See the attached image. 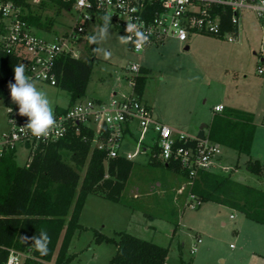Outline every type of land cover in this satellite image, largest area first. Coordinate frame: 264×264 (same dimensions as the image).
Wrapping results in <instances>:
<instances>
[{
  "label": "rangeland",
  "instance_id": "rangeland-1",
  "mask_svg": "<svg viewBox=\"0 0 264 264\" xmlns=\"http://www.w3.org/2000/svg\"><path fill=\"white\" fill-rule=\"evenodd\" d=\"M55 9L44 13L54 18L52 30L58 33L70 31L77 20V13L62 10L57 15ZM98 26V23L90 22L87 31L96 30ZM35 30L44 38H51L48 33ZM121 37L126 36L110 25L107 38L98 46L87 96L100 94L110 99L114 97L115 91L119 94L127 91L130 89L126 78L127 66L133 61L141 62L151 73L145 93L152 99H149L152 112L155 118L159 117L171 128L196 134L202 124L210 123L217 102H227V99H230L228 102H238L247 95L256 96L254 103L251 102L247 107L255 109L254 123L264 128V89H260L264 74L258 72L259 66H264V62H260V54L264 52V28L253 14L245 12L241 15L238 38L234 41H230L228 35L193 34L188 49L183 43L171 40L136 53L130 48L129 42H121ZM77 47L80 56L87 57L84 35L79 37ZM37 83L47 91L54 111L58 106L68 105L67 91L40 81ZM259 92L262 96L258 99ZM12 104L15 103L11 97L0 98V130L8 127V106ZM258 132V143L262 144L256 146L261 149L264 129ZM135 135L138 136L137 133ZM151 136L152 132H149L146 138L150 140ZM127 137L131 141L125 146V153L130 151L133 154L131 160L136 166L124 193L136 205L133 208L111 202L100 195L90 196L83 218L86 228L78 232L72 241L70 251L74 259L70 264H109L117 246L111 242L97 243L94 239L95 230L108 236L125 230L167 246L168 264H264V238L261 239L252 229V226L264 228V225L248 219L238 209L212 201L198 205L196 199L189 200L186 206H180V201L177 202L180 215L175 216L159 181L161 171L147 166L151 149L148 148V155L142 154L137 150L136 138L131 135ZM28 154L29 150L20 146L17 149V163L25 165ZM223 155L220 164L234 166L233 170L229 168L231 172L227 171L231 177L264 190V171L262 175L249 172L245 167L247 155L239 157L236 151L226 147H223ZM260 162L264 168V154ZM221 165L213 169L222 171L226 168ZM84 173L83 170L82 176ZM180 188L176 193L179 200L180 196L177 195L180 194ZM188 198L185 197V201ZM242 221L244 224L239 230L238 224ZM147 225H150L149 229H146ZM198 235L202 243H197ZM195 244L196 252H192Z\"/></svg>",
  "mask_w": 264,
  "mask_h": 264
},
{
  "label": "trees",
  "instance_id": "trees-1",
  "mask_svg": "<svg viewBox=\"0 0 264 264\" xmlns=\"http://www.w3.org/2000/svg\"><path fill=\"white\" fill-rule=\"evenodd\" d=\"M5 1L21 6L23 19L34 29L43 31L52 30L54 21L51 16L44 15L45 12L56 8V14L60 15L62 10L71 11L74 2L41 0L33 4L32 0ZM102 24L101 19L99 27ZM225 29L233 27L228 22ZM95 32H85L87 57L64 52L55 61L56 86L67 91L69 106L86 95L99 46V43L89 42V37ZM19 63L24 64L29 75L26 60L21 56L0 52L1 99L10 97L8 83L14 82L13 69ZM149 74L150 70L142 66L136 77L134 91L139 98L144 94ZM67 109L57 108L56 113L66 112ZM253 118L250 112L224 106L221 113L213 116L208 136L235 150L239 156H250L256 131ZM95 135L93 128L81 124L79 132L72 128L66 137L40 144L25 165L17 163V149L6 151L0 160V264H5L10 249L25 253L32 250L24 264H70L74 259L70 251L74 236L86 228L80 216L89 195H100L109 201L134 208L136 204L124 192L135 162L124 155L109 157L106 151L94 148ZM147 166L161 171L159 181L175 216L180 215V206L184 205L185 197L192 193L200 203L212 201L238 209L248 219L264 225V190L235 179L224 171L201 170L193 184L177 195L180 196L179 200L176 198L177 190L189 180L188 171L181 163L164 162L157 145H154ZM245 167L255 175H262L264 171L258 159L249 158ZM83 170L85 173L82 176ZM177 202L180 206H177ZM41 230H46L50 237L45 253L36 250L31 240L25 242L23 239L37 235ZM94 239L97 243L111 242L117 246L109 264L168 263L169 247L125 230L116 232L114 236L95 230Z\"/></svg>",
  "mask_w": 264,
  "mask_h": 264
},
{
  "label": "built area",
  "instance_id": "built-area-1",
  "mask_svg": "<svg viewBox=\"0 0 264 264\" xmlns=\"http://www.w3.org/2000/svg\"><path fill=\"white\" fill-rule=\"evenodd\" d=\"M40 1L32 0V3ZM71 11L78 15L74 27L53 40H47L23 19L21 6L12 1L0 0V52L17 53L26 60L29 76L56 86L54 65L57 57L64 52L80 57L77 51L79 37L87 32L88 23L100 25L105 15L111 17L110 25L127 37L130 48L136 53L152 45L164 44L169 39L187 42L193 34L228 35V39L234 41L239 34L241 15L245 12L253 14L264 28V0H74ZM128 22L135 24L147 38L139 51L135 32L125 31ZM228 22L233 29H225ZM260 57V62H264V52ZM141 67L135 61L128 66V83L133 89L131 95L109 103L93 99L78 100L66 112L55 113L59 126L47 138L33 136L25 127L28 119L19 114L18 105H9L8 127L0 134V160L6 151L20 146L29 150L30 158L40 144L56 142L66 137L70 129L75 128L79 132L81 124L91 127L93 123L101 126L93 139L94 148L106 151L109 157L124 155L131 159L133 154L123 152V142L128 124L136 122L141 132L137 150L148 133L152 132L151 138L159 149L160 158L164 162H180L188 171L189 180L179 189V193H183L187 186L193 184L199 171L212 170L218 165L223 148L211 140L207 133L204 138H200L176 131L156 119L148 104L134 91ZM258 71L263 74L264 66L260 65ZM214 110L222 112L224 105L218 104ZM224 170L229 171V168ZM188 197L185 206L193 199L198 205L201 204L194 194ZM200 242L201 239H198ZM196 246L192 252H196ZM31 254V249L27 253L10 249L5 264H24Z\"/></svg>",
  "mask_w": 264,
  "mask_h": 264
},
{
  "label": "clouds",
  "instance_id": "clouds-1",
  "mask_svg": "<svg viewBox=\"0 0 264 264\" xmlns=\"http://www.w3.org/2000/svg\"><path fill=\"white\" fill-rule=\"evenodd\" d=\"M102 20V26L89 37L90 43L98 44L107 38L111 17L105 15ZM125 31L128 33L135 32L137 37L135 43L139 51L147 38L131 22L126 24ZM121 42L127 43V37H121ZM13 70L14 82L9 81L8 88L12 102L18 105L19 114L28 118V122L25 125L26 129L37 138L49 137L53 130L59 126V123L55 118L54 107L47 91L39 87L37 81L26 74L23 63L15 65ZM23 239L25 242L31 240L36 250L41 253L47 251V245L50 243V237L46 230H41L37 235L30 238L23 237Z\"/></svg>",
  "mask_w": 264,
  "mask_h": 264
},
{
  "label": "crops",
  "instance_id": "crops-1",
  "mask_svg": "<svg viewBox=\"0 0 264 264\" xmlns=\"http://www.w3.org/2000/svg\"><path fill=\"white\" fill-rule=\"evenodd\" d=\"M100 26V25H99ZM99 26H98V28H99ZM97 28V29H98ZM96 29V30H97ZM35 30V29H34ZM96 30H93V31H96ZM36 31V30H35ZM37 32V31H36ZM42 32L43 33H48L50 36H51V38L50 39H47V38H45V39H47V40H53L56 36H58V35H62V34H65L66 32H64V33H58L57 31H54V30H42ZM88 32V31H87ZM92 32V31H91ZM39 36H41V37H43L42 35H40V32H38L37 33ZM84 36H85V41H86V39H87V35H86V33H84L83 34ZM206 35H209V34H206ZM192 36V35H191ZM191 36L189 37V39H188V41L187 42H181V41H179V40H177V39H169L168 41H166L165 43H167V42H169V41H171V40H176V41H179V42H181V43H183L184 45H186V49H188L190 46H189V43H190V39H191ZM218 37V36H217ZM44 38V37H43ZM238 38V37H237ZM164 43V44H165ZM180 43V44H181ZM142 66H143V64L141 63V62H139ZM130 64V63H129ZM129 64H128V66H129ZM128 66H127V72H128ZM259 69V68H258ZM259 72V71H258ZM151 74V73H150ZM149 74V75H150ZM264 74V73H263ZM128 77H129V75H128V73H127V75H126V78H127V81H128ZM149 79V78H148ZM147 84H148V82H147ZM130 87V86H129ZM261 88H263L264 89V80H262V82H261V84H260V89ZM145 90H146V88H145ZM261 92V91H260ZM259 92V94H258V99L262 96V93H260ZM133 93V89L130 87V89L128 88V90L127 91H124L123 93H121V94H119L118 93V91H115V92H113V94H114V97L113 98H111L110 97V99H109V97H108V99H106L105 97H103L102 95H100V94H97V95H92V96H87V95H85V97L83 98V99H93V100H96V101H99V102H105V103H109V102H111L112 100H122V99H124L125 97H127V96H129V95H131ZM149 99L150 100H152L151 99V97L147 94V93H145V91H144V94H143V96H142V100L146 103V104H148V106L151 108V110H153L152 109V106L149 104L150 102H149ZM256 99V96H254V95H247V97L244 99V100H240V101H234V100H232V101H230V102H228L230 99H227L228 101L226 102V101H219V102H217L215 105H214V107L216 106V105H218V104H223L226 108L227 107H231V108H234V109H237V110H243V111H246V112H250L251 114H253V122H255V114L257 113H255V109H253V108H249V107H247V106H249L250 104H251V102L252 103H254V100ZM235 102H237V103H235ZM228 104H230V105H228ZM245 105V106H244ZM67 107H69V102H68V105L67 106H65V107H56L55 108V111H54V113H56V110H57V108H67ZM214 107H213V111H214V113H213V116L216 114V113H221V112H215V110H214ZM251 110V111H250ZM213 118V117H212ZM156 119H158L159 121H161V122H163L164 124H166V125H168L169 126V124H167L166 122H164L163 120H161L159 117H156ZM211 121H212V119H211ZM211 121H210V123H211ZM210 123L209 124H207V127L205 128V133H207L208 134V132H209V125H210ZM255 125H256V131H255V135H254V140H253V145H252V151H251V154H250V156H248L247 155V157H248V159L249 158H252V159H258V160H260V158L263 156V154H264V143H263V145H262V148L260 149L258 146H256V145H258L259 143H260V145L262 144V142H259L258 143V135H259V130L260 129H264L262 126H259L257 123H254ZM7 126H8V124H7ZM100 125L99 124H97V123H95V126L92 124L91 125V128H93L94 130H95V133H97V131L100 129ZM7 128H2L1 130H0V134L3 132V131H5ZM174 130H176V131H183V132H186V133H189V132H187V131H184V130H178L177 128H173ZM199 132V131H198ZM135 133H137V135L138 136H136L135 135ZM140 128L138 127V125H137V123L136 122H132V123H130V124H128V126H127V133H126V135H125V138H124V142H123V152L125 153V146L126 145H128L129 144V142L131 141H129L128 140V137H127V135H131L133 138H136V144H137V148H138V142H139V137H140ZM190 134V133H189ZM191 135H198V133H196V134H191ZM153 140H152V138H150V140L149 139H145V140H143V142H142V144H141V148L139 149V152H141L142 154H145V155H148L147 153H148V148H150L151 150H152V148H153ZM222 146V148L223 147H225V146H223V145H221ZM257 147H258V149H257ZM26 148V147H25ZM226 148H228V147H226ZM233 150V149H232ZM235 151V150H234ZM128 153L130 152V151H127ZM151 152V151H150ZM261 152H263V153H261ZM260 154L261 153V155L260 156H258L257 154ZM238 154V153H237ZM150 156L151 155H149V159H150ZM223 153H222V155L220 156V159H219V165H221L220 164V160H221V158H223ZM239 156V155H238ZM240 157V156H239ZM149 159H148V161H149ZM247 159V160H248ZM246 160V161H247ZM29 161V154H28V160H27V162ZM224 166H220V167H225L226 166V164H224V163H222ZM237 166H239V164L237 163ZM232 168L231 170H233V168H234V166H226V168ZM222 171H226V170H224V169H222ZM229 172H231V171H229ZM226 173H227V171H226ZM90 196H92V195H89L88 196V198H87V201H86V204H85V206H84V209H83V211H82V213H81V216H80V221H81V223L83 224V223H86L85 221L83 222V218H84V211H85V208H86V205H87V202H88V200H89V197ZM102 198V197H101ZM112 202V201H111ZM115 203V202H114ZM233 215H231V217H232ZM256 223V222H255ZM89 224H91V223H87V225H89ZM224 224H226V223H224ZM243 224H244V222L242 221V222H240L239 224H238V227H239V230H241V228H242V226H243ZM259 224V223H258ZM84 225V224H83ZM260 225H262V224H260ZM150 228V225H147L146 226V229H149ZM252 229H253V231L255 232L256 231V233H257V235L259 236V237H261V239H263L264 238V228H255V227H253L252 226ZM76 236V235H75ZM75 236H74V238H75ZM198 239H201V242L200 243H202V238L198 235L197 236V243H198ZM196 245V244H195ZM261 255V254H260ZM168 264V263H167Z\"/></svg>",
  "mask_w": 264,
  "mask_h": 264
},
{
  "label": "water",
  "instance_id": "water-1",
  "mask_svg": "<svg viewBox=\"0 0 264 264\" xmlns=\"http://www.w3.org/2000/svg\"><path fill=\"white\" fill-rule=\"evenodd\" d=\"M207 127V124H202V126L199 129L198 136L200 138H204L205 136V128Z\"/></svg>",
  "mask_w": 264,
  "mask_h": 264
}]
</instances>
